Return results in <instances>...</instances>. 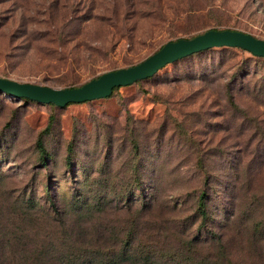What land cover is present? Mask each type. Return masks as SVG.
<instances>
[{"label":"rangeland","instance_id":"rangeland-1","mask_svg":"<svg viewBox=\"0 0 264 264\" xmlns=\"http://www.w3.org/2000/svg\"><path fill=\"white\" fill-rule=\"evenodd\" d=\"M223 29L264 40V0H0V77L80 87ZM0 264H264V59L64 109L0 93Z\"/></svg>","mask_w":264,"mask_h":264},{"label":"water","instance_id":"water-1","mask_svg":"<svg viewBox=\"0 0 264 264\" xmlns=\"http://www.w3.org/2000/svg\"><path fill=\"white\" fill-rule=\"evenodd\" d=\"M223 47L241 49L264 59V40L262 38L232 29L209 30L192 37V39L169 41L162 46L159 52L142 63L125 69L108 71L80 87L55 89L47 85L18 82L15 79L0 77V93L39 104H52L64 109L71 104H84L110 98L115 89L149 80L168 64H174L196 53Z\"/></svg>","mask_w":264,"mask_h":264},{"label":"trees","instance_id":"trees-1","mask_svg":"<svg viewBox=\"0 0 264 264\" xmlns=\"http://www.w3.org/2000/svg\"><path fill=\"white\" fill-rule=\"evenodd\" d=\"M206 52H208V51H206ZM201 53V52H200ZM203 53H205V52H203ZM196 54H198V53H196ZM194 55V54H193ZM192 57V56H191ZM189 58V57H188ZM151 79V78H150ZM149 79V80H150ZM139 83V82H138ZM118 89H121V88H117V89H115L114 90V92L116 91V90H118ZM4 94V93H3ZM6 95V94H5ZM7 96H9V95H7ZM10 96H12V95H10ZM12 97H14V96H12ZM17 98V97H16ZM25 100H27V99H25ZM52 105V104H51ZM53 106H55V105H53ZM70 106V105H69ZM56 107V106H55ZM38 143H39V146H38V148L40 149V153H41V159H42V161L44 162V163H47V161H48V158H49V155H48V152H47V149H46V147H45V143L43 142V140H39L38 141ZM205 197H206V194L205 193H203L201 196H200V200H201V206H199L200 207V210H201V212H202V214H203V216H206L207 215V212H206V210H205ZM52 199V201H53V198H51ZM32 210V209H31ZM131 243H132V241L130 240H128L127 242H126V250L128 249V251L129 252H131V250H132V247H131Z\"/></svg>","mask_w":264,"mask_h":264}]
</instances>
